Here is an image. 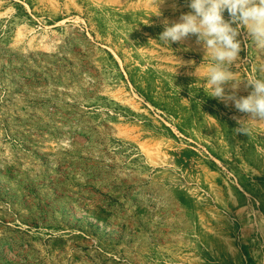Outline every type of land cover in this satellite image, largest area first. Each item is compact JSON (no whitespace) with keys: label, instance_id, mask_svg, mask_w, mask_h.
<instances>
[{"label":"rangeland","instance_id":"obj_1","mask_svg":"<svg viewBox=\"0 0 264 264\" xmlns=\"http://www.w3.org/2000/svg\"><path fill=\"white\" fill-rule=\"evenodd\" d=\"M158 2L0 0V264H264V121L238 131Z\"/></svg>","mask_w":264,"mask_h":264},{"label":"clouds","instance_id":"obj_2","mask_svg":"<svg viewBox=\"0 0 264 264\" xmlns=\"http://www.w3.org/2000/svg\"><path fill=\"white\" fill-rule=\"evenodd\" d=\"M158 2V14L161 15ZM187 13H181L174 21L164 19L163 31L159 41L166 45L183 43L190 37L202 46L204 57L210 58L204 83L207 95L218 99L226 106L247 115L248 119H237L241 127L238 131L247 134L245 124L248 121H264V77L254 76L246 79L245 88L251 87L247 96H238L241 82L231 70L240 60L242 42L238 38L241 29H246L247 39L253 46L264 50V0H186ZM227 11L229 19H225ZM230 88L231 90H226Z\"/></svg>","mask_w":264,"mask_h":264}]
</instances>
